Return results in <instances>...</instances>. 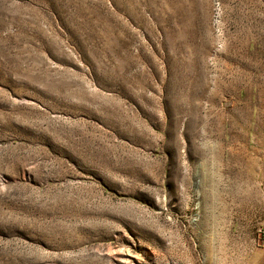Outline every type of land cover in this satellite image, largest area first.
I'll return each instance as SVG.
<instances>
[{
    "label": "rangeland",
    "instance_id": "1",
    "mask_svg": "<svg viewBox=\"0 0 264 264\" xmlns=\"http://www.w3.org/2000/svg\"><path fill=\"white\" fill-rule=\"evenodd\" d=\"M264 0H0V264H264Z\"/></svg>",
    "mask_w": 264,
    "mask_h": 264
},
{
    "label": "built area",
    "instance_id": "2",
    "mask_svg": "<svg viewBox=\"0 0 264 264\" xmlns=\"http://www.w3.org/2000/svg\"><path fill=\"white\" fill-rule=\"evenodd\" d=\"M260 235H264V224H262L261 228L259 229Z\"/></svg>",
    "mask_w": 264,
    "mask_h": 264
}]
</instances>
